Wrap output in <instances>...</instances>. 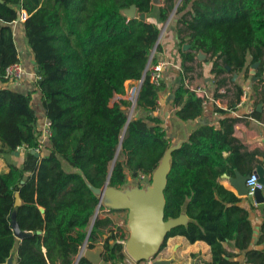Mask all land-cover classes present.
I'll return each mask as SVG.
<instances>
[{"label": "trees", "instance_id": "1", "mask_svg": "<svg viewBox=\"0 0 264 264\" xmlns=\"http://www.w3.org/2000/svg\"><path fill=\"white\" fill-rule=\"evenodd\" d=\"M178 1L0 0V80L7 82L6 68L20 61L13 23L23 11L28 14L25 39L40 76L28 92L0 87V143L8 152L24 146L20 163L0 173V264L15 246L18 264H75L85 243L89 248L102 244L105 262L128 264L126 232L111 217L98 216L89 232L100 198L88 182L102 188L108 181L121 188L129 176L137 180L140 173L152 175L170 146L159 116L133 115L127 125L128 110L122 106L130 107L131 101H111L126 93L128 80L143 78L150 60L157 62L152 53L160 49L162 26L174 9L181 42L191 45L181 48L176 116L210 120L199 123L172 154L165 217L176 218L185 208L191 220L173 228L162 249L170 237L182 235L191 243H208L217 264H241L242 254L247 262L264 264V247L258 246L264 241V225L255 244L251 207L221 182L224 175L252 174L255 164L263 163L259 150L249 151L234 135L239 118L232 113L233 103L244 89L237 80L230 81L236 100L229 109L215 106L213 118L203 99L184 83L202 50L208 56L204 61H212L211 71L222 77L215 97L229 95L230 88L218 92L230 83L225 75L245 72L250 54L253 62L264 56V0ZM132 5L146 13V20L123 13ZM154 12L157 21L150 19ZM164 87V82L151 83L147 72L136 108L156 110ZM37 92L52 122L46 145L33 106ZM253 115L261 116L256 109ZM40 144L48 154L32 153ZM65 162L74 170L67 171ZM17 191L22 198L17 220L22 230L33 233L23 240L16 238L10 218ZM105 209L102 204L100 210ZM231 240L238 252L225 247ZM78 264L93 263L82 256Z\"/></svg>", "mask_w": 264, "mask_h": 264}, {"label": "crops", "instance_id": "2", "mask_svg": "<svg viewBox=\"0 0 264 264\" xmlns=\"http://www.w3.org/2000/svg\"><path fill=\"white\" fill-rule=\"evenodd\" d=\"M173 17L174 14L168 23L166 21L163 24L161 35L158 41V43L160 44V49L158 51H155V57L157 61L156 63L162 61L166 62L163 70V82L165 87L161 91L160 106L154 111H148L144 108H136V105L133 108V102L131 104L132 107L130 106L131 110L133 111L132 116H146L148 114L159 116L166 124L171 142L176 140L178 137L185 136L186 128L188 132H192L193 129L199 124L196 122L198 118L189 121H182L181 119H179L176 116L177 107L173 104V98L168 99L171 94H174V90L180 83V77L182 73L181 48L183 49V46L187 44L181 42V38L177 33L176 22ZM157 18V13L154 12L150 19L153 21H157ZM16 22L18 21H15L14 23L16 24ZM21 25L23 26V23H21ZM14 34L16 39L17 36L22 37L23 35H25V33L21 29L18 32H16L14 29ZM18 50L20 61L23 62L26 69L25 78L20 83H8L2 82L0 80V87L7 86L22 92H28L34 89V83L36 81L35 56L29 46L26 48L23 47L21 50ZM29 52H31V54ZM251 58L252 55L250 54L246 71L242 74H238V77L236 79L241 84L243 89H246L247 97L243 98L241 95L239 102L233 103V109L235 110H232V113L234 116L239 118V121L235 124L234 135L242 141V143L249 151L259 150L260 154L258 155V158L260 160H263L264 163V91H262L264 79L255 82L253 81L254 75L252 73V71L255 69L253 67V64L259 63V66L255 69V75H263L264 56L263 58L255 62H253ZM204 60H200L197 56V59L193 63L194 74L192 76V80L196 84L205 86L208 92L211 94L213 100L206 106V112L207 115L211 113L210 115H213L211 117L214 118L217 115L215 113L212 114V110L215 106L223 109H229V107H231V102L233 100H236V96L235 94H233L234 86L230 82H235L236 80H233V73L226 74L225 76L230 77V83L219 88L218 92L222 88H225L226 90L230 88L229 95L223 97H215V92L217 91V81L222 77H217L211 71L212 61L207 62ZM142 82L143 80H128L126 82V93L115 94L111 101V104H114L115 102L121 101L123 99L131 100L132 97L138 98ZM130 88H133L135 91H137L136 94L130 96L128 94V90ZM259 104H263L260 111L257 109ZM33 106L35 107L38 115V127L41 129L44 125L45 120L47 119V116L46 111L42 105L41 94H39L38 92L33 95ZM255 109L258 110V112L261 114L260 117H256L253 115L252 110L254 111ZM200 118L204 119L206 122L210 120L207 118V116ZM46 143L48 142L46 141L45 145ZM43 146L44 145H42L41 148H43ZM22 151H24V148L17 149L16 152L5 151L3 150V146L0 143V173L8 172L10 164L20 163L23 157L21 156ZM48 153L49 152L45 148H43L42 152H40V156L46 155ZM257 164L259 163L257 162L255 166H257ZM64 167L67 171L74 170L66 162ZM237 178V176L231 177L224 175L221 179V182L226 188L232 190L236 195L245 199L248 206L251 207L252 221L256 230V236L254 238V243L256 244L257 240L263 232L262 226L264 225V207L255 205L252 196L238 194V190L235 184ZM106 210H108V208ZM115 224L120 225V223L117 222H115ZM224 245L229 251L238 252L235 248L234 241H226ZM258 246L264 247V241ZM172 256L175 257L173 264H217V261L215 260L208 243H206L205 241H196L195 243H191L185 236L182 235L172 236L168 239L165 256H161V258H169ZM240 262L241 264H258L256 262H247L244 254L240 256ZM128 264L132 263L128 261Z\"/></svg>", "mask_w": 264, "mask_h": 264}, {"label": "water", "instance_id": "3", "mask_svg": "<svg viewBox=\"0 0 264 264\" xmlns=\"http://www.w3.org/2000/svg\"><path fill=\"white\" fill-rule=\"evenodd\" d=\"M178 1L177 4L180 3ZM163 0H152V3L155 5H161ZM125 15L130 18L138 16L142 20H146L147 15L145 12H138L137 6L132 5L131 7L123 11ZM175 13V9L170 15L167 23L171 20V17ZM21 20V14L19 13L17 20ZM191 47L190 44H185L183 46L184 50H188ZM198 57L200 60H204L207 57V53L202 50L199 51ZM151 61V60H150ZM150 63V62H149ZM259 66V63H254L253 67L256 69ZM230 71L231 67L226 66ZM255 69L253 73V81H259L264 79L263 75H255ZM233 80L235 81L238 77L237 73H233ZM146 73L144 74V79ZM262 91H264V86ZM174 98V94H171L168 99ZM137 98L133 107H135ZM263 104H259L257 109L260 111ZM122 109L130 110L129 107L123 105ZM132 110L128 113V122L132 117ZM183 121V120H182ZM197 123H205L206 121L202 118L196 120ZM125 127V131L127 129ZM166 128V124L162 125ZM185 136L178 137L176 140L170 143L169 148L166 150L163 155L158 167L152 173V180L150 183H144L140 185L137 182L128 181L122 188H117L114 186L106 185L102 188L95 187L90 182H88L91 190L99 196L100 203L95 211L94 219L91 223L89 232L92 229V226L97 217L99 208L103 204L104 206L111 209L119 210H128V227L130 230L129 237L126 242V252L133 258L136 262H141L143 260H148L154 258L155 261L153 264H173L175 257L169 258H157V255L162 249V245L168 235V233L175 227L179 225H186L190 222V218L186 213V209L183 208L181 214L176 218L165 217V189L167 186L168 175L172 167V154L178 149L185 141L188 140L191 132H188L187 128L185 129ZM36 156H40V152L35 149L31 150ZM258 177V182L262 185V188H256L255 190V199L261 207H264V163L257 164L254 172ZM238 177L235 181L238 194L240 195H249V186L247 185V180L251 177V174L243 175L239 172L236 173ZM235 176V177H236ZM22 204V198L20 192L15 193V202L14 209L11 212V225L14 230V234L18 240H23L26 237L31 236L33 233L30 231L22 230L19 222L17 220V207ZM104 246L98 245L95 248L86 247V243L83 246L79 256L76 259L75 264H78L79 259L84 256L93 264H110L103 260ZM5 264H18V253L17 246H15L9 258Z\"/></svg>", "mask_w": 264, "mask_h": 264}, {"label": "built area", "instance_id": "4", "mask_svg": "<svg viewBox=\"0 0 264 264\" xmlns=\"http://www.w3.org/2000/svg\"><path fill=\"white\" fill-rule=\"evenodd\" d=\"M27 17H28L27 12L23 11L21 13V20L25 21L27 19ZM154 53H155V50H153L152 56L154 55ZM165 64H166V62H164V61L158 62L156 64H151V61H150L149 66L147 67V72H149V75H150V81H151V83H153L156 86H161L163 83V80H164L163 70H164ZM35 66H36V63H35ZM25 74H26L25 66H24L22 61H19V62H15V63L9 65L6 68L5 78H6L8 83H20L25 78ZM193 74H194V72H190L187 74V76L184 80L185 86L189 90L193 91L198 97L202 98L204 105L207 106L213 100V98L205 86L199 85V84H196L193 82V80H192ZM39 78H40V76H38L37 73H35L36 81ZM136 92L137 91H135L133 88H130L128 90V94L130 96L136 94ZM219 92L220 93H226V89L222 88ZM242 97L243 98L247 97L246 89H244ZM130 101H131V103L133 102V106H134L136 98L132 97ZM252 112H253V110H252ZM51 124H52L51 120H49L47 118L44 122V125L41 128V130H42V143H45L46 139H48L51 136ZM41 147H42V144H40L38 148H35V150L40 151ZM20 148H24V146L17 147V149H20ZM132 179L133 178H131V176H129L127 180L130 181ZM151 180H152V175L140 173L139 177L137 179V183H139L140 185H143L144 183H150ZM247 185L250 187L249 188V195L253 197L255 205L258 206L259 204L256 201L254 195H255L256 188H262V185L258 182V177L255 175V173L251 174V177L247 180ZM127 256H128L127 261H129L130 263H135V264H153V262L155 261L154 258H151L148 260H143L141 262H136L128 254H127Z\"/></svg>", "mask_w": 264, "mask_h": 264}, {"label": "rangeland", "instance_id": "5", "mask_svg": "<svg viewBox=\"0 0 264 264\" xmlns=\"http://www.w3.org/2000/svg\"><path fill=\"white\" fill-rule=\"evenodd\" d=\"M24 21L23 20H20V21H18V22H16V24L14 23V29H15V31L16 32H18L20 29L24 32V26H22L21 25V23H23ZM16 42H17V45H18V49H22L23 47L24 48H26V47H28V44H27V41H26V39H25V35H23L22 37H18L17 36V39H16ZM30 54H31V52H29ZM130 108V110H131V107H129ZM130 110H128V113H129V111ZM41 134H42V130H41ZM129 181V180H128ZM127 181V182H128ZM131 181H133V182H137V180L136 179H132ZM123 187V186H122ZM121 187V188H122ZM106 207V206H105ZM101 208V207H100ZM100 208H99V211H98V214H97V217L98 216H102V217H104V216H108V215H110L111 216V218L115 221V222H117V223H120V225L119 226H121L124 230H125V232H126V235H127V239H128V237H129V234H130V230H129V227H128V210H121V211H110V209L108 208V207H106V208H108V210H100ZM109 216V217H110ZM96 217V218H97ZM93 219H94V217L92 218V221H93ZM120 221V222H119ZM117 225V224H116ZM126 242H127V240H125L124 241V245H125V247H126ZM166 247H167V244H166V246L160 251V253L157 255V258H161V256H165V250H166ZM125 252H126V249H125ZM127 253V252H126ZM133 264V263H132Z\"/></svg>", "mask_w": 264, "mask_h": 264}]
</instances>
